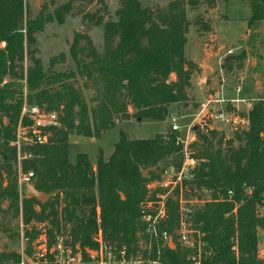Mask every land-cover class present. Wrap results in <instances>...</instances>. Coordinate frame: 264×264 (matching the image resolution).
Segmentation results:
<instances>
[{
    "label": "trees",
    "instance_id": "1",
    "mask_svg": "<svg viewBox=\"0 0 264 264\" xmlns=\"http://www.w3.org/2000/svg\"><path fill=\"white\" fill-rule=\"evenodd\" d=\"M56 1L49 0V5ZM120 1L117 21L103 25V53H98L85 35L78 34L69 50L75 71L45 73L34 56L35 35L53 19L63 24L72 11L73 0L52 13L46 12V4L44 13L35 19H27L24 0H0V44H5L0 47V211L20 216L23 225L46 223L50 244L55 235L66 234L79 245L84 259L88 258V250L96 249L93 236L99 218L104 239L125 246L134 259L192 264L197 248L193 251L176 244L179 209L174 197L168 199L167 218L158 225V231L167 232L173 239L174 249L160 248L158 256L157 242L145 233L141 220V203L154 199L159 191L154 189L149 195L147 185L159 180L161 162L171 160L176 169L182 164L176 134L131 140L119 131L111 155L105 158L99 150L95 167L70 142L71 136L98 140L116 123L132 117L162 122L171 106L187 107L193 101L189 89L195 67L184 54L189 27L184 5L195 8L200 0H175L156 13L143 8L138 0ZM249 8L248 27L256 22L264 24V0H251ZM93 18L94 24H101V17ZM25 55L32 65L24 77L18 76ZM237 60L241 67L243 56ZM77 77L94 88L93 107L75 87ZM18 79H25V93ZM24 102L59 115L60 126L49 130L48 143L25 149L32 158L22 162L23 172H33L32 183L39 192H58L45 203L25 195L20 198L13 171L18 162L12 143ZM248 119V129L237 132L233 140H225L217 129L207 134L197 130L196 141L190 145L197 165L192 170L189 193L196 189L212 193L209 201L192 208L189 219L195 237L200 234V264H264L258 254V232L264 230V214L259 210L264 207L261 101L253 103ZM149 168L152 170L143 178L141 171ZM3 203H7L6 208ZM38 233L31 229L25 236L32 241ZM19 261L17 252H0V264Z\"/></svg>",
    "mask_w": 264,
    "mask_h": 264
},
{
    "label": "rangeland",
    "instance_id": "2",
    "mask_svg": "<svg viewBox=\"0 0 264 264\" xmlns=\"http://www.w3.org/2000/svg\"><path fill=\"white\" fill-rule=\"evenodd\" d=\"M24 1L27 19H35L40 12L44 13L46 4L49 6L46 12L52 13L56 7L69 0H57L55 5H49V0ZM138 1L143 8L156 13L157 10H166L169 3L175 0ZM72 5V11L65 17L63 24H59L53 19L43 26L41 32L35 35L36 45L33 48H35L36 53L34 56L39 59L45 73L49 71H75L76 66L69 50L74 37L78 34L85 35L90 40L92 47L98 53H103V25L108 21H117L116 12L121 6V1L73 0ZM184 10L185 18L189 24L184 54L185 58L191 61L195 67V72L193 71L195 86H193V91H189L193 101L188 102L187 107L177 104L171 106L169 116L162 122L132 117L128 121L116 123L113 129L104 132L98 140L71 136L70 142L75 144L80 152L88 156L94 167L99 150L103 152L105 158L111 155L113 144L118 140L119 131L127 133L131 140L151 139L157 134L166 136L170 133L169 119L172 115L182 117L179 123L184 128L193 119V114L197 112L199 105L220 89H224L229 94L232 87L240 86L242 88L241 97L246 103H240L238 108L240 112L244 113L250 110L248 104L253 105L258 99H264V24L263 22H256L248 27L249 0H200L199 5L195 8L184 5ZM91 16H94L93 20L101 17V24H94V21L90 19ZM4 46V43L0 44L1 48ZM239 56H243L241 67H239L240 63L237 60ZM52 59H55L53 66L50 65ZM31 65V61L25 55L23 62L19 64L21 68L18 70V76L23 74L24 77ZM206 70L209 72L207 73ZM172 78L174 79L173 76ZM4 79L7 81L9 77ZM17 81L22 85L25 93V79H18ZM85 82L84 78L77 77L73 83L76 88L81 90L89 107H93L96 104L94 102L95 90L90 82L88 83L89 86H86ZM130 112H132L131 109ZM236 133L228 129L222 131L225 140H233ZM237 145L238 143L234 142V146ZM165 169L163 168L159 180L153 182L154 188L159 189L156 193L162 192L159 182L173 180L169 179V176L163 177ZM13 171L16 172L18 180V165L13 166ZM3 185L6 186V180ZM176 190L172 194L175 195ZM153 191L154 189L149 190V195ZM185 197L186 200L196 202L193 208H197L209 201L212 193L196 189L192 194L186 192ZM6 206L7 203L2 204L3 208ZM259 210L260 213H263L261 208ZM47 228L46 223L23 225L20 216L18 218L12 217L11 214L7 215L0 211V252L3 250L20 252L21 234L25 235L27 230L34 229L39 233L32 241L29 240L24 245L25 252L30 253L34 248L31 243L35 242L40 231L42 232ZM61 236L65 238L66 234H61ZM260 240L264 244V239L261 238ZM52 242H54L53 239ZM169 242L171 249H174L176 245L173 239L170 238ZM176 244L181 243L176 241ZM88 251L92 252L91 250ZM91 254L94 255V252Z\"/></svg>",
    "mask_w": 264,
    "mask_h": 264
},
{
    "label": "built area",
    "instance_id": "3",
    "mask_svg": "<svg viewBox=\"0 0 264 264\" xmlns=\"http://www.w3.org/2000/svg\"><path fill=\"white\" fill-rule=\"evenodd\" d=\"M242 88L232 87L230 93L220 89L209 96L205 102L201 103L197 112L193 114L191 122L182 128L180 119L177 115H172L169 119L170 133L176 134L175 143L181 147L182 164L179 169L169 166L164 171L165 176H169L172 181H161L159 187L161 193H157L154 199H146L141 203V220L145 224V233L157 242V255H160V248L167 246L171 238L167 232L158 231L160 222L167 218V202L170 197L176 198L178 202L179 222H178V241L180 245L195 251L197 255L191 257L192 264H200L202 253L200 234L191 230L190 214L196 202L186 200V192L190 194V184L192 180V170L197 165L190 145L196 141V131L207 134L215 129L224 131L226 129L232 132L246 131L249 127L248 112H240L238 105L246 103L241 97ZM235 94V97H234ZM263 103L264 99H258ZM251 109L252 104H248ZM27 120L22 124L21 120ZM60 126L59 115L56 111H46L36 105L23 103L21 109L20 122L16 128L15 140L12 145L16 148L17 162L19 169L18 192L20 198L25 195L26 189L33 182V172H22V162L32 158L31 153L25 149L33 146H41L48 143L49 130ZM197 130H194V128ZM154 183L147 185L148 191L154 188ZM176 190V194H172ZM99 215V209H97ZM43 224V223H42ZM51 244L46 235L45 229L40 231L35 242L31 243L33 250L30 253L25 252L24 245L29 242V238L21 234V250L18 252L20 261L18 264H160L159 259L145 261L134 259L128 255L125 246H118L114 243H108L99 226L98 231L93 236V242L96 249L91 250L94 255L88 254L84 259L79 245L73 244L70 237H62L61 234L55 235Z\"/></svg>",
    "mask_w": 264,
    "mask_h": 264
},
{
    "label": "water",
    "instance_id": "4",
    "mask_svg": "<svg viewBox=\"0 0 264 264\" xmlns=\"http://www.w3.org/2000/svg\"><path fill=\"white\" fill-rule=\"evenodd\" d=\"M251 2V0H249V3ZM206 72L208 73L209 71L206 70ZM194 130H197V128L195 127ZM161 165L163 168H167L169 166L172 165V161L171 160H164L161 162ZM152 169L149 168L145 171H141V176L143 178H145L148 173L151 171ZM58 194V192H53L51 194H45L43 192H39L37 189H36V186L34 183H32L30 186L27 187L26 189V197L27 198H34L36 199L38 202L40 203H45L47 202L48 200L54 198L56 195ZM122 199H124L123 196H121ZM176 200V198H174ZM168 246L171 248V243L169 242ZM92 253V252H91ZM90 251H88V254H91Z\"/></svg>",
    "mask_w": 264,
    "mask_h": 264
},
{
    "label": "crops",
    "instance_id": "5",
    "mask_svg": "<svg viewBox=\"0 0 264 264\" xmlns=\"http://www.w3.org/2000/svg\"><path fill=\"white\" fill-rule=\"evenodd\" d=\"M195 72V71H194ZM190 82L192 83L191 84V88L189 89L193 91V86H195V83H194V73H192L191 75V80ZM263 214H264V207L261 209ZM261 238L264 239V230H261L258 232V251H259V257L264 259V244L262 243V241L260 240Z\"/></svg>",
    "mask_w": 264,
    "mask_h": 264
}]
</instances>
